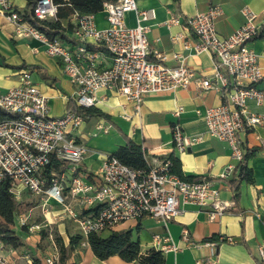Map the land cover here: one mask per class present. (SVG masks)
Here are the masks:
<instances>
[{"label": "built area", "instance_id": "2783aa9c", "mask_svg": "<svg viewBox=\"0 0 264 264\" xmlns=\"http://www.w3.org/2000/svg\"><path fill=\"white\" fill-rule=\"evenodd\" d=\"M137 1L104 2L101 11L107 23L104 29L96 28L93 15L74 13L68 19L72 29L66 40H50L23 18L24 9L18 8L13 0H0V18L11 26L13 38L38 42L47 56L60 62L63 74L75 88L72 101L78 107H95L99 103L97 93L106 90L116 93L138 111L148 96L186 89L193 81L199 90L224 93L222 104L204 111L196 109L194 113L204 121L211 138L227 143L231 159L239 164L244 151L237 135L246 128L264 126V115L247 110L248 100L256 106L264 103V92L256 87L264 79V69L258 63L259 56L249 46L264 26V12L243 7V23L227 37H221L215 30V22L223 10L218 5L210 6L184 19L186 31L194 36L193 42L181 33L173 34L170 39L181 46V51L168 55L154 50L150 59L146 37L149 28L145 23L155 18V12L138 9ZM56 13L57 6L51 0H38L33 18L55 20ZM128 13L134 14L133 27L125 24ZM180 23V18L173 15L164 25L171 29ZM65 41L71 46L65 47ZM201 54L213 58L211 79H197L185 63L189 57ZM102 58L108 60V65H100ZM169 59L176 63L174 67L164 66ZM0 110L9 116L0 121V181L8 179V191L17 204L25 194L41 200V221H30V212L28 215L17 212L14 220L17 229L25 227V241L31 235L46 233L53 251L48 252L42 264H59L60 260L50 219L72 222L78 236L85 238L80 245L86 247L88 236L112 231L119 224L143 217L166 226L183 213L186 204L205 210L210 222L231 208L230 202L220 200L219 189L212 180H181L170 173L167 158L150 164L145 152V171L131 169L106 155L94 174H84L80 165L89 150L75 138L83 119L70 111L61 118L52 117L48 97L33 82L29 70L19 72L16 86L0 92ZM182 112L179 106L173 114L178 117ZM108 131L109 126L97 124L92 136ZM170 132L177 153L202 141V134L187 135L179 123H174ZM53 161L58 168L46 175ZM235 169L230 164L218 179H227ZM51 204L59 207L58 212L50 210ZM180 236L183 242L189 241L187 229H182ZM220 241L230 243L231 239ZM204 244L216 245L211 240ZM152 245L163 255L179 250L168 233L154 235ZM10 252L14 250L10 248ZM22 259L24 264H33L29 254H24ZM258 262L264 264V246L258 248ZM0 264L14 263L0 253Z\"/></svg>", "mask_w": 264, "mask_h": 264}, {"label": "crops", "instance_id": "0c3cea01", "mask_svg": "<svg viewBox=\"0 0 264 264\" xmlns=\"http://www.w3.org/2000/svg\"><path fill=\"white\" fill-rule=\"evenodd\" d=\"M13 3L20 9L25 5L24 0H13ZM213 5H218L223 10V15L215 22V30L221 37H227L243 23V7L247 6L256 13L264 12V0H138V9H152L155 12V18L145 23L149 28L146 37L150 59L154 50L168 55L181 51V46L173 44L170 39L173 34L181 33L185 39L193 42L194 36L186 31L184 19L204 12ZM173 15L178 16L181 23L167 29L164 23ZM93 19L97 29L107 27L102 12L93 15ZM125 24L128 27L135 25L133 13L125 15ZM11 33V26L0 18V92L16 86L19 72L29 70L33 82L48 97L50 115H64L68 100H73L75 88L63 74L60 62L47 56L38 42L13 38ZM69 33L70 31H66V38ZM249 46L259 56L258 63L264 69V37L252 40ZM99 63L104 66L109 62L102 58ZM185 63L194 71L197 79L212 78L213 58L210 54L189 57ZM163 64L167 67L176 65L171 59ZM256 87L264 92V79ZM97 98L99 103L94 108L106 117L92 116L86 119L78 129L77 133L80 135L75 134L77 141L84 143L89 150L80 165L84 174H94L100 166L102 156L111 155L119 146L130 140L142 147L150 164L153 160L172 156L178 161L184 177L212 180L219 189L220 200L231 203L230 210L213 222L208 221L205 210L194 204H186L182 208L183 213L169 221L166 226L149 217H143L138 221L119 224L112 231L132 233V230L136 229L137 236L134 238L132 233V238L139 241L142 252L153 248L154 235L168 233L179 250L177 253L164 254L165 264H196L197 261L204 264H259L258 248L264 246V126L246 128L237 135L244 153L251 149L256 151L246 160L253 182L248 184L242 181L238 190L233 191L228 181L232 177L236 179L238 171L231 173L224 180H219L218 176L230 164L235 168L239 164L231 159L227 143L211 138L205 131L204 121L194 113L196 109L204 111L207 107L222 104L224 93L212 89L199 90L193 81L186 89L148 96L138 111L114 92L100 91ZM179 106L183 108V112L176 117L173 113ZM247 110L253 114L264 115V103L256 106L253 101L248 100ZM174 123H179L187 135L202 134V141L183 153L175 152L170 132ZM97 124L109 126L108 133L92 136ZM235 194H238L236 202L233 200ZM25 196L26 194L23 198ZM55 212H58V209ZM182 229L189 232L188 242L181 240ZM213 237L216 238L212 240L216 243L214 247L204 244ZM220 239H231V242H218ZM69 263L79 264L73 260ZM88 264L136 263H126L117 256L99 261L91 254Z\"/></svg>", "mask_w": 264, "mask_h": 264}, {"label": "trees", "instance_id": "16d2710c", "mask_svg": "<svg viewBox=\"0 0 264 264\" xmlns=\"http://www.w3.org/2000/svg\"><path fill=\"white\" fill-rule=\"evenodd\" d=\"M38 0H24V16L23 18L44 33L50 40L55 38L65 40L66 31L72 29L69 23V18L74 13L79 15H95L102 11V5L106 1L111 0H51L57 6L55 20L40 21L33 18V9ZM264 37V26L259 29L257 36L254 39ZM253 39V40H254ZM19 69V68H18ZM74 112L81 116L83 121L90 117H106L100 110L92 108H82L75 105L72 100H68L66 104V112ZM9 116L0 110V121L7 119ZM255 149H251L244 153L243 160L239 163L235 172L238 171L237 178L232 177L228 181L233 191H237L239 183L244 181L251 184L253 182L252 173L246 166V160L249 156L255 153ZM141 146L136 145L130 140H127L125 145L119 146L111 156L116 158L123 165L138 171H145L147 164L143 158ZM170 161L169 171L171 174L179 177L187 182L197 181L192 178L184 177L180 171V165L174 157L167 158ZM58 164L52 162V165L47 167L46 175L51 169L57 170ZM48 177V176H47ZM9 181L3 178L0 181V243L6 248L13 250L23 246V238L18 235L19 230L26 235L25 227L17 229L15 227V215L18 212V205L9 193ZM238 194H235L233 200L236 202ZM234 202V203H235ZM19 213V212H18ZM80 237L70 238L68 245L64 246L59 240L60 260L59 264H76L69 263L70 251L78 242ZM216 240L215 237L210 239ZM208 241V240H207ZM88 247L93 256L99 261H105L112 256L119 257L126 263L134 262L136 264H165L164 255L150 248L144 252L141 251L139 241L133 240L131 231H107L101 234L88 236ZM33 264H42L40 259L32 256Z\"/></svg>", "mask_w": 264, "mask_h": 264}, {"label": "rangeland", "instance_id": "374dc122", "mask_svg": "<svg viewBox=\"0 0 264 264\" xmlns=\"http://www.w3.org/2000/svg\"><path fill=\"white\" fill-rule=\"evenodd\" d=\"M65 47H70L71 44L67 41L64 42ZM64 115L60 117L55 118H61ZM78 132V131H77ZM75 133L76 136H79L80 133ZM106 153V152H105ZM107 154V153H106ZM42 202L40 199L32 197V196H25L23 198V202L18 205V212L20 214H26L28 215L30 212V221L32 222H39L43 219L40 206ZM59 209L58 206L52 205L50 207V210L55 212V210ZM51 229H52V238L55 243V248L60 254V246H59V240L62 242L64 246L68 245L70 238L78 237V232L75 228V225L67 220L53 222L52 219ZM147 227V225H145ZM18 235L23 238V246L19 249L14 250V252H10V248L2 247L0 249L1 255H3L5 258L12 261L14 264H24V260L22 257L24 254H29L31 257L36 256L40 259L42 262L44 257L48 254L49 251H53V247L51 246V243L47 239V235L45 232L40 233L39 235H31L28 240L25 241L26 235L21 233L19 230ZM133 237L136 238L137 231L136 229L132 230ZM80 237V236H79ZM85 238L80 237L78 242L73 246V248L70 251V260L76 261L79 264H88V259L91 256L92 252L88 246L84 247L81 246V242H84ZM93 255V254H92Z\"/></svg>", "mask_w": 264, "mask_h": 264}]
</instances>
